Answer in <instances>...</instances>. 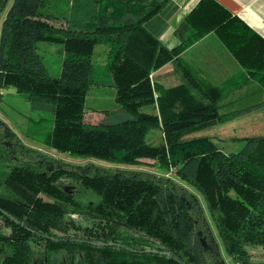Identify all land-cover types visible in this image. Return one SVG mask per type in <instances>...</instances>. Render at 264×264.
<instances>
[{
    "label": "trees",
    "instance_id": "obj_1",
    "mask_svg": "<svg viewBox=\"0 0 264 264\" xmlns=\"http://www.w3.org/2000/svg\"><path fill=\"white\" fill-rule=\"evenodd\" d=\"M176 10L175 0H0V100L28 105L29 142L115 165L150 159L182 182L63 162L0 119V264H226L183 183L202 197L226 253L254 264L246 246L264 249V136L238 151L183 139L238 112L225 111L231 82L210 84L182 53L215 32L264 88V37L217 0H200L185 17L187 37L168 48L160 37ZM169 62L180 83L153 82ZM96 86L114 89L130 117L87 121ZM153 129L163 133L157 144Z\"/></svg>",
    "mask_w": 264,
    "mask_h": 264
},
{
    "label": "crops",
    "instance_id": "obj_2",
    "mask_svg": "<svg viewBox=\"0 0 264 264\" xmlns=\"http://www.w3.org/2000/svg\"><path fill=\"white\" fill-rule=\"evenodd\" d=\"M200 0H175L176 12L168 21V27L160 37L161 42L168 48L180 44L187 37L189 30L185 26V17L193 10ZM233 14L238 15L253 30L264 37V0H217ZM182 57L192 69L205 81L214 86H225L231 82V91L225 111L238 112L230 122L244 118L251 110L255 120L261 121L264 128V88L244 69L233 54L227 49L215 32L188 47ZM153 82H159L167 87L180 83L172 62L163 65L151 74ZM250 109V110H249ZM248 112V113H247ZM259 113L261 115L259 116Z\"/></svg>",
    "mask_w": 264,
    "mask_h": 264
},
{
    "label": "rangeland",
    "instance_id": "obj_3",
    "mask_svg": "<svg viewBox=\"0 0 264 264\" xmlns=\"http://www.w3.org/2000/svg\"><path fill=\"white\" fill-rule=\"evenodd\" d=\"M1 27V24H0ZM51 58L55 57V52L53 47L50 48ZM53 52V53H52ZM114 89L103 88V87H91L87 95L86 101V115L87 121L92 123L107 122L113 123L125 120L130 117V115L115 101ZM250 110V109H249ZM27 112L29 114V107L24 102H20L16 96L3 95L0 100V118L6 122L9 127L16 133V135L24 142L26 145L37 149H40L46 154H49L59 160L75 165H91L100 166L103 168H122L128 170H141L154 172L160 175H166L167 177L173 178L174 180L180 182L173 172H163L159 170L155 165L154 161L150 159L143 160L140 164L136 166H124L115 165L103 162L97 159H83L81 157L70 156L65 153H59L55 150L47 149L46 147L36 146L29 142L30 139L26 137L25 128L29 129L28 120L26 119ZM248 115L251 116L237 119L234 122H218L213 125L202 127L194 131H190L183 135V139H193L201 137L211 138L217 145L225 151H238L243 147L244 138L252 136H264V128H261V121L255 120L253 118L257 113L254 110L248 111ZM247 112V113H248ZM261 113H259V116ZM21 124V125H19ZM163 138V133L161 129H153L149 134V140L154 143H159ZM183 185L188 188V190L196 195L201 201L202 206L205 209V214L209 222V227L218 243L219 250L221 252L223 260L226 264H239L233 258H231L224 247L221 244L219 236L217 234L216 227L212 221V218L206 207L204 201L200 194L196 192L195 189L183 183ZM247 250L252 254V262L254 264H264V249L260 245L248 244L246 246ZM40 264V262H36Z\"/></svg>",
    "mask_w": 264,
    "mask_h": 264
},
{
    "label": "water",
    "instance_id": "obj_4",
    "mask_svg": "<svg viewBox=\"0 0 264 264\" xmlns=\"http://www.w3.org/2000/svg\"><path fill=\"white\" fill-rule=\"evenodd\" d=\"M0 119H1V118H0ZM1 120H2V119H1ZM7 125H8V124H7ZM8 127H9V125H8ZM9 128H10V127H9ZM10 129H11V128H10ZM11 130H12V129H11ZM12 131H13V130H12ZM13 132H14V131H13ZM14 133H15V132H14ZM15 134H16V133H15ZM169 256L181 262V258L178 257L177 255H175L174 253H169Z\"/></svg>",
    "mask_w": 264,
    "mask_h": 264
},
{
    "label": "flooded vegetation",
    "instance_id": "obj_5",
    "mask_svg": "<svg viewBox=\"0 0 264 264\" xmlns=\"http://www.w3.org/2000/svg\"><path fill=\"white\" fill-rule=\"evenodd\" d=\"M37 261L40 262V264H44V262L40 260V257H36L33 264H36Z\"/></svg>",
    "mask_w": 264,
    "mask_h": 264
}]
</instances>
